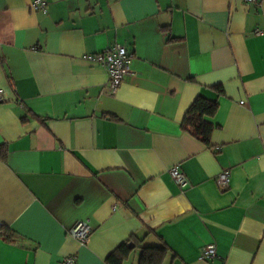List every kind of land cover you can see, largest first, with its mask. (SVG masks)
I'll use <instances>...</instances> for the list:
<instances>
[{
  "label": "crops",
  "instance_id": "crops-1",
  "mask_svg": "<svg viewBox=\"0 0 264 264\" xmlns=\"http://www.w3.org/2000/svg\"><path fill=\"white\" fill-rule=\"evenodd\" d=\"M33 1L0 0V264H108L129 239L123 264L163 245L164 264H264V0ZM116 45L113 93L84 56ZM198 96L210 146L182 128Z\"/></svg>",
  "mask_w": 264,
  "mask_h": 264
},
{
  "label": "built area",
  "instance_id": "built-area-1",
  "mask_svg": "<svg viewBox=\"0 0 264 264\" xmlns=\"http://www.w3.org/2000/svg\"><path fill=\"white\" fill-rule=\"evenodd\" d=\"M245 1L253 3L257 2L256 0ZM31 7L46 12L47 1L34 0L31 4ZM84 58L106 67L110 76L111 89L113 93L117 91L122 80L132 73L131 61L133 54L123 45L109 47L99 53L87 54L84 56ZM170 174L181 188H185L189 185V180L177 166L170 169ZM217 182L222 188H227L230 182L229 170H223L218 175ZM92 231L93 230L89 221L81 220L69 229V234L73 238L77 239L81 244L86 245L90 242ZM0 234H6L4 225L2 223H0ZM216 255V246L214 244H208L202 249L200 253V259L210 260L215 258ZM61 264H75V257L68 256L62 260Z\"/></svg>",
  "mask_w": 264,
  "mask_h": 264
},
{
  "label": "trees",
  "instance_id": "trees-1",
  "mask_svg": "<svg viewBox=\"0 0 264 264\" xmlns=\"http://www.w3.org/2000/svg\"><path fill=\"white\" fill-rule=\"evenodd\" d=\"M217 88L222 91L220 87ZM217 110L218 102L216 100L213 101L198 96L185 114L182 122L183 130L210 146L211 135L215 129V125L210 118L216 114ZM0 156L6 161L7 150L4 145L1 146ZM136 245V242L132 239L123 242L107 257V263L123 264ZM169 251L170 249L166 245L144 247L139 257V264H164Z\"/></svg>",
  "mask_w": 264,
  "mask_h": 264
}]
</instances>
